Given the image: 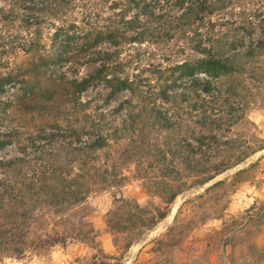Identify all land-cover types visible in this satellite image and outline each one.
<instances>
[{
    "label": "rangeland",
    "instance_id": "rangeland-1",
    "mask_svg": "<svg viewBox=\"0 0 264 264\" xmlns=\"http://www.w3.org/2000/svg\"><path fill=\"white\" fill-rule=\"evenodd\" d=\"M212 1L218 10L205 15L203 21L169 27L164 37L156 41L118 47L105 41L98 45L99 50L117 51L119 61L127 63L125 73L137 76L142 84L133 94L122 91L111 98L102 84L94 85L70 106L71 114L77 116L81 110L110 114L124 100L132 104L131 110L108 117L117 140L89 154L87 168L94 169L89 168L90 176L85 175V179L93 185L85 202L70 213L60 214L64 223L60 222L57 230L70 235L89 232L88 239L81 241L83 235H72L63 244L26 247L18 257L3 253L0 264H264V53L252 59L246 74L222 78L223 92L218 97L223 132L214 135L223 156L210 159L207 171L187 172L178 157L159 155L165 135L173 147L179 132L164 130L158 135L149 128L146 113L137 125L130 123L129 118L143 109L141 98L156 92V84L165 77L168 82L173 78L179 82L177 73L169 76L166 69L187 61L190 52L184 48L188 44L185 36L189 38L195 30L204 36L202 46L206 48L229 46L246 52L264 41V0H208ZM170 2L173 0H159L158 4L168 9ZM99 3L102 2L97 0ZM107 6L104 2L102 10H91L86 0L77 1L73 10L49 17L50 21L42 24L41 42L51 49V38L58 28L67 32L73 42L80 34L78 30H89L85 26L87 15L90 14L89 23L98 26L104 23L101 19L112 18ZM0 9L17 10L6 0H0ZM153 11L179 14L177 10ZM72 25L77 29L70 34ZM209 37L212 44L207 43ZM74 42L79 48L81 40L75 37ZM80 57L58 72L80 80L97 68L94 62L81 64ZM187 114L196 120L200 112ZM182 120V126L187 122L190 129L196 130L194 123ZM196 132H181L180 138L198 146L194 140ZM85 139L92 140L93 136ZM179 152V156L185 155L184 150ZM0 156L12 159L19 155L14 146H8ZM221 163L226 169L219 166ZM214 165L223 171H215ZM38 230L39 227L33 233H43Z\"/></svg>",
    "mask_w": 264,
    "mask_h": 264
},
{
    "label": "trees",
    "instance_id": "trees-1",
    "mask_svg": "<svg viewBox=\"0 0 264 264\" xmlns=\"http://www.w3.org/2000/svg\"><path fill=\"white\" fill-rule=\"evenodd\" d=\"M6 1L17 10L0 9V152L14 146L19 156L12 159L0 156V254L18 257L26 247L63 244L72 235H83L81 241L88 239L89 232L70 235L57 230L60 222L64 223L60 214L70 213L85 202L93 185L85 179L94 169L87 168L88 157L106 148L109 141L117 140L108 117L131 110L132 104L124 100L110 114L81 110L77 116L71 114L70 106L94 85L102 84L111 98L122 91L133 94L142 84L137 76L125 73L127 63L119 61L117 51L99 50L98 45L105 41L114 47L156 41L164 37L169 27L201 22L218 7L208 0H173L168 9H162L159 0L153 3L151 0H100L99 4L97 0H86L91 10H102L104 2L108 3L106 10L111 11L112 18L101 19L104 23L100 26L97 23V28L89 23L90 14L87 15L85 26L89 30L80 29V34L75 36L77 41L81 40L79 48L75 37L70 41L69 34L58 28L52 35L51 49H47L41 42L42 24L48 23L49 17L73 10L79 0ZM153 10H177L179 14L170 15L168 11L155 14ZM71 27L70 34H73L77 27ZM202 38L197 30L189 38L185 36L188 44L184 48L190 52L187 61L166 69L169 76L177 73L179 82L175 78L168 82L165 77L161 84H156V92L141 98L143 109L129 116L130 123L137 125L146 113L149 128L158 135L164 130L179 132L173 147L165 135L164 144H160L164 149L158 153L163 157L166 154L178 157L184 171L195 173L207 171L210 159L223 156V150L217 148L219 139L214 135L223 132L218 97L223 92L222 78L246 74L252 59L264 53V41L242 52L229 46L206 48L202 46ZM211 40L209 37L207 43L212 44ZM79 56L81 64L94 62L97 68L80 80L58 72ZM200 73L204 76L199 77ZM10 88L13 92L8 93ZM188 112L200 114L193 120ZM182 119L194 123L196 130L190 129L187 122L182 126ZM175 120L178 121L175 123ZM181 132L190 135L196 132L198 136L194 140L198 146L187 144L180 138ZM86 136L93 139H85ZM171 148L177 150L172 152ZM180 149L185 155L179 156ZM192 157L195 158L191 161ZM219 166L226 169L222 163ZM212 167L223 171L215 165ZM38 227L42 234L33 233Z\"/></svg>",
    "mask_w": 264,
    "mask_h": 264
},
{
    "label": "water",
    "instance_id": "water-1",
    "mask_svg": "<svg viewBox=\"0 0 264 264\" xmlns=\"http://www.w3.org/2000/svg\"><path fill=\"white\" fill-rule=\"evenodd\" d=\"M124 264H128V262H125Z\"/></svg>",
    "mask_w": 264,
    "mask_h": 264
}]
</instances>
